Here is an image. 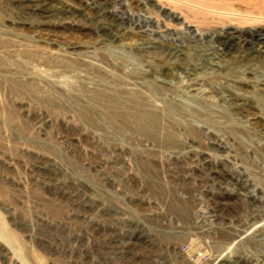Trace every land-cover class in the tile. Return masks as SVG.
<instances>
[{
	"label": "rangeland",
	"instance_id": "374dc122",
	"mask_svg": "<svg viewBox=\"0 0 264 264\" xmlns=\"http://www.w3.org/2000/svg\"><path fill=\"white\" fill-rule=\"evenodd\" d=\"M41 2L0 0V264H264V56L220 44L264 0Z\"/></svg>",
	"mask_w": 264,
	"mask_h": 264
},
{
	"label": "bare ground",
	"instance_id": "6f19581e",
	"mask_svg": "<svg viewBox=\"0 0 264 264\" xmlns=\"http://www.w3.org/2000/svg\"><path fill=\"white\" fill-rule=\"evenodd\" d=\"M86 1L88 6L91 7L93 10L96 9V13L99 14L98 16L101 18H105V20H109L113 24H119L122 22L121 17H117L116 15H113L112 13H109L108 8L111 5L113 0H94L91 3L88 2V0H83ZM27 6H30V9L32 10L35 15L38 17H46L47 15L52 14L53 12H67V9L62 8L61 6L52 9L51 7H48L44 5L41 0H27ZM102 28L105 30L103 33L104 36L106 37H115L116 33L114 32L112 27H110L108 24H103ZM220 44L224 50H226L229 53L233 52H244L248 53L249 55H257V56H264V32L258 34L256 37L251 38V39H241L238 37V35L234 34L233 32H227L226 37L220 41ZM172 54V52L170 53ZM213 66L215 67H220L221 63L218 58H215L213 61ZM190 90H194V88L191 86ZM224 177V176H223ZM222 176L219 175H213L211 176V181L216 182L218 180L219 184H224L225 186H230L234 191V195L236 198V201L244 202V200L249 201L248 199H251V202L255 201V198L252 194V188L251 184L246 180V179H240V178H234V177H228V178H223ZM223 178V179H222ZM187 200H183V202H186ZM199 202L201 203V200L199 199ZM256 202V201H255ZM222 206H215L212 207L211 209H208L204 212V209H200V212L197 215L196 219V228H198L197 231L203 230L206 227H203V223L208 222L212 224L213 226L219 225L220 223H225L224 222V217H223V210ZM202 222V223H201ZM261 225H264V220L261 218ZM253 225L252 230H254V233L257 234L256 229L258 226L261 227L260 224ZM200 225V228L198 227ZM210 227V232L213 231L215 232L216 230H212L214 227ZM246 235L249 233L248 231L245 232ZM214 239L217 238V233H214ZM212 236V235H211ZM216 242V240H214ZM183 250L187 253L188 247L183 246ZM223 261V260H222ZM198 264H207L204 263L202 260L197 259ZM216 264V263H215Z\"/></svg>",
	"mask_w": 264,
	"mask_h": 264
}]
</instances>
